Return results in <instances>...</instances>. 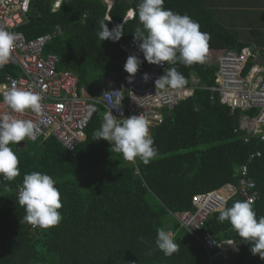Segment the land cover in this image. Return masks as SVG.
I'll return each mask as SVG.
<instances>
[{
    "label": "trees",
    "instance_id": "16d2710c",
    "mask_svg": "<svg viewBox=\"0 0 264 264\" xmlns=\"http://www.w3.org/2000/svg\"><path fill=\"white\" fill-rule=\"evenodd\" d=\"M139 2L112 0L107 11L101 0H62L53 11L52 0H37L30 4L27 21L19 31L33 39L58 26L59 35L46 44L44 54L55 55L57 70L72 73L78 89L96 96L109 73L128 74L124 70L128 57L122 48L132 43L138 46L133 32L142 25L138 15L127 23L124 17ZM163 7L196 21L210 37L208 50L264 49V31L257 30L264 27L262 12L232 11L228 0H164ZM83 14L82 23L79 17ZM100 21L110 30L122 24L120 40L101 41L97 36ZM228 22L234 29L228 28ZM137 56L143 61L137 72L160 77L167 67H176L187 83L191 76L198 80L192 95L173 109H164L162 124L152 130L158 155L148 164L138 158L131 162L112 152L110 142L95 140L94 132L103 122L102 108L86 126L85 140L71 152L52 137L26 141L19 150L11 144L20 161V175L12 181L0 177V264H214L198 238L205 233L218 242L238 244L229 263L264 264L228 221H218L219 212L195 235L180 229L171 217V213L193 211L191 200L197 194L225 184L236 186L243 166L246 179L255 183L258 199L253 210L257 218L264 216V141L239 130L241 113H231L210 91L216 79L214 65L205 61L191 66L163 63V70H158L144 60L140 50ZM6 74L16 76L18 69L12 65L0 68V83ZM256 152L260 156L249 161ZM32 171L49 174L61 194L58 211L62 220L46 230L38 226L31 230V225L21 222L25 211L15 191L22 186L24 174ZM237 200L244 199L232 198L226 207ZM158 228L174 233L180 245L176 253L165 256L156 248Z\"/></svg>",
    "mask_w": 264,
    "mask_h": 264
},
{
    "label": "built area",
    "instance_id": "2783aa9c",
    "mask_svg": "<svg viewBox=\"0 0 264 264\" xmlns=\"http://www.w3.org/2000/svg\"><path fill=\"white\" fill-rule=\"evenodd\" d=\"M37 0H0V28L17 35L13 52L4 65H12L18 69V74H6L0 83V115L9 112L3 103L7 91L15 86L28 89L42 96L41 112L26 111L23 114L12 113L16 118L29 119L35 124L36 139H26L27 142L44 141L54 138L65 150L71 152L85 140V128L99 108L110 111L120 118L132 115H142L148 121L149 132L162 124L163 110H171L180 101L190 97L198 80L190 77L189 83L179 89H156L154 74H149L147 82L145 73L137 72L129 82L130 74L118 77L109 73L102 81L99 93L88 94L84 89H78L76 77L67 71L57 70L58 58L53 54H44L46 44L59 35L60 29H54L33 39H26L19 27L26 23L29 6ZM107 11L112 6V0H101ZM62 0H52L53 11L58 9ZM128 13V12H127ZM127 16V15H126ZM86 15L79 20L83 23ZM110 21L109 17L105 18ZM132 19V18H129ZM126 56L138 55V46L134 43L122 48ZM215 56V62L212 59ZM208 61V63H207ZM206 65L216 67V79L212 93H216L219 101L229 107L231 113H241L239 130L264 141V49L243 48L241 51H213L206 53ZM163 70L164 65H155ZM106 97L110 98L107 99ZM250 112L254 114L249 115ZM259 130V133H258ZM248 142V139H244ZM256 152L249 156V161L259 157ZM246 166L241 168V179L237 185L225 184L217 190L205 194H197L191 200L193 211L171 213L180 229L191 234L203 229L206 220L220 208L226 207L228 201L239 197L244 200L258 199L255 183L246 179ZM16 196L18 198V190ZM37 226L31 225V230ZM168 231V230H166ZM171 232V231H168ZM174 236V233L171 232ZM203 248L209 255V261L220 258L225 264L229 263V255L237 248L234 240L216 241L209 233L198 237ZM233 242L232 244H229ZM166 256V255H165ZM41 264V263H36Z\"/></svg>",
    "mask_w": 264,
    "mask_h": 264
},
{
    "label": "clouds",
    "instance_id": "9594fccd",
    "mask_svg": "<svg viewBox=\"0 0 264 264\" xmlns=\"http://www.w3.org/2000/svg\"><path fill=\"white\" fill-rule=\"evenodd\" d=\"M163 5L164 0H140L136 9L129 10L124 17V22L127 23L129 18L138 15L142 28L138 26L133 32V37L134 42H139L138 47L144 60L154 65L181 62L185 66H191L204 63L206 53H213L208 50L209 35L201 32L199 24L188 15L174 13ZM123 34L122 24H117L110 30L107 23L99 22L97 36L101 41L117 42ZM16 39L15 33L0 28V68L8 62ZM142 62L136 55H130L126 59L124 70L130 74L129 82ZM143 79L147 82L149 75L145 73ZM154 83L156 89H179L186 85L187 80L176 67H167L164 74ZM42 99L38 93L15 86L3 97V103L9 109L8 113L0 115V177L3 181H12L20 175V161L10 145H17L26 139L35 140L37 135L32 120L16 118L12 113H40ZM94 136L95 140L110 142L113 145L111 151L122 154L127 161L134 162L138 158L148 164L158 155L154 139L149 132L148 121L142 115L125 118L121 113L120 118H117L111 110L107 111ZM55 185L56 181L49 174L39 171L24 174L22 186H17L20 187L18 203L25 211L21 218L22 223L46 230L61 222L62 215L58 211L62 208L61 194ZM252 204V200L248 199L237 200L231 207L222 206L218 221H228L239 237L251 245V253L258 254L264 260V216L257 218ZM155 245L166 256L176 253L180 247L172 233L162 228L157 229Z\"/></svg>",
    "mask_w": 264,
    "mask_h": 264
},
{
    "label": "crops",
    "instance_id": "0c3cea01",
    "mask_svg": "<svg viewBox=\"0 0 264 264\" xmlns=\"http://www.w3.org/2000/svg\"><path fill=\"white\" fill-rule=\"evenodd\" d=\"M222 1V0H220ZM219 0H212V2L217 3L220 2ZM232 7V11H242V12H248V13H257L262 12V15L264 16V0H228ZM219 19V18H218ZM228 22V28L234 29L233 25H230ZM257 30L264 31V27L257 28ZM242 40H247L246 38L242 37ZM211 52H213L211 50ZM236 248H234L235 250ZM233 250V251H234ZM233 253V252H231ZM230 253V255H231ZM229 255V258H230ZM223 260L220 258H215L214 264H223ZM225 264V263H224Z\"/></svg>",
    "mask_w": 264,
    "mask_h": 264
},
{
    "label": "water",
    "instance_id": "95a60500",
    "mask_svg": "<svg viewBox=\"0 0 264 264\" xmlns=\"http://www.w3.org/2000/svg\"><path fill=\"white\" fill-rule=\"evenodd\" d=\"M24 146V142H19L16 146V150H19L21 147Z\"/></svg>",
    "mask_w": 264,
    "mask_h": 264
},
{
    "label": "rangeland",
    "instance_id": "374dc122",
    "mask_svg": "<svg viewBox=\"0 0 264 264\" xmlns=\"http://www.w3.org/2000/svg\"><path fill=\"white\" fill-rule=\"evenodd\" d=\"M212 61V63H214L215 62V56H214V58L211 60ZM207 63H208V61H207ZM22 142H26V141H22ZM25 146V145H24ZM23 146V147H24ZM206 146L205 145H203V146H200V149H204Z\"/></svg>",
    "mask_w": 264,
    "mask_h": 264
}]
</instances>
